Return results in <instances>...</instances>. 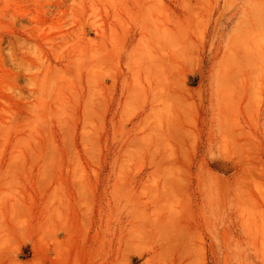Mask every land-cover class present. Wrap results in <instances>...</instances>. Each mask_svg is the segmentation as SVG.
I'll return each instance as SVG.
<instances>
[{
	"label": "rangeland",
	"instance_id": "374dc122",
	"mask_svg": "<svg viewBox=\"0 0 264 264\" xmlns=\"http://www.w3.org/2000/svg\"><path fill=\"white\" fill-rule=\"evenodd\" d=\"M0 264H264V0H0Z\"/></svg>",
	"mask_w": 264,
	"mask_h": 264
}]
</instances>
